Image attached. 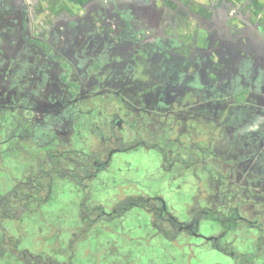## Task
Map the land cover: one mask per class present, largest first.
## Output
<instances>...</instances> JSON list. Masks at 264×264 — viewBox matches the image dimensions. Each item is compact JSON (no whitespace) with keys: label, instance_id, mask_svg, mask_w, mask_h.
Here are the masks:
<instances>
[{"label":"flooded vegetation","instance_id":"af4514ba","mask_svg":"<svg viewBox=\"0 0 264 264\" xmlns=\"http://www.w3.org/2000/svg\"><path fill=\"white\" fill-rule=\"evenodd\" d=\"M184 10L207 33L203 39L195 31L186 42V25L178 23L177 13L171 11L169 20L160 11L137 14L127 3L109 9L115 25L97 30L66 24L44 39L28 32L23 6L0 3V25L14 20L16 35L0 68V166L12 162L22 172V179L0 189V245L7 258L16 264H76L67 227L49 226L56 231L51 236L60 244V259L35 255L22 247L24 235H10L38 208L70 194L76 198L62 200L65 207L109 208L95 217L80 215L82 233L115 221L118 233L133 234L125 215L134 208L146 214L142 223L150 237L191 229L196 216L179 221L169 208L181 203L182 189L186 203L197 204L203 187L208 206L198 212L219 207L257 222V201L264 207V32L249 20L224 21V13L209 23ZM138 17L148 22L142 25ZM148 153L157 154L152 166ZM90 156L97 167L93 177L78 184L55 177L54 172H74L73 165L83 166ZM1 175L6 169L0 168ZM91 183L105 196L99 205L89 204ZM120 188L137 193L109 198ZM124 202L143 203L153 212L136 204L101 221ZM242 203L253 219L240 215ZM160 214L165 224L155 221Z\"/></svg>","mask_w":264,"mask_h":264},{"label":"rangeland","instance_id":"374dc122","mask_svg":"<svg viewBox=\"0 0 264 264\" xmlns=\"http://www.w3.org/2000/svg\"><path fill=\"white\" fill-rule=\"evenodd\" d=\"M1 2L8 7L13 3H19L23 6L29 14L27 19L28 32L31 30L34 35L44 39L59 33L60 28L66 24L82 23L94 26L97 30H101L106 24L115 25L118 21L115 16L109 13V9L117 3H127L129 9L137 12V14H144L147 10H150L149 13L160 11L161 16L165 14L164 19L168 20L173 17L172 12L177 13L178 23L186 25L182 32L186 42L191 39L195 31L199 40L203 39L207 33L200 28H196L194 19L182 14V9H185V12L196 14L198 19L207 22L217 13H224L227 17L224 21L229 20L236 25L246 19L264 32V0H0ZM149 5H152L153 8ZM138 20L142 25L148 22L140 17H138ZM14 22L13 20L12 24L6 26L0 25V68L2 67V61L11 54V40L16 36L13 31ZM31 26L33 29L30 28ZM4 118L6 119V116ZM0 119H2L1 116ZM86 135H88V132H86ZM0 149H2L1 145ZM156 155L155 153L146 155L149 157L150 162L148 166H152V160L157 159ZM11 157L14 158V155ZM123 159L131 160V156L123 157ZM139 166L142 167V165ZM19 167V165L16 166L12 162L0 166V168L7 171V175L0 176V189L6 190L10 180L13 184L15 181L22 179V172ZM113 167H115V162L111 163L109 169ZM203 188V193L198 195L197 202H199L193 205L190 202L186 203L185 193L182 189L180 193L181 203H175L172 208H169L171 214L179 221H188L189 210L194 211L196 209L198 211L200 207L208 206L206 202H203L205 195ZM258 188L260 189V187ZM99 190L101 189L96 183L90 184L88 189L90 199H92L89 201L90 205H99V201L104 199L105 196L101 195ZM136 191L135 189L122 191L120 188L113 191L109 198L119 199L123 197V192L124 194L126 192L136 194ZM192 192L195 193V189ZM52 197H56L55 194ZM68 197L76 198L71 197V194L70 196L65 195V198L59 197L60 199L54 206L47 204L38 208L39 210L33 214L32 220H23L19 224L20 226L18 225V231H13L14 233L10 235L14 237L24 235L25 238L21 240L22 247L26 246L35 255L42 252L45 259H60L58 252L62 250L59 248L60 244L55 243L58 242L57 239L51 236L56 231L50 229V223H53L54 226L57 225L60 229L61 227H67L68 232H70V239H73L74 236L78 237L74 249L70 251L74 254L76 264H233L231 258L214 250L209 242L203 240L220 233L221 228L215 222H199L198 234L203 239L186 234L177 235L172 240L164 236L150 237L147 235L145 225L142 223V218L146 217V214L134 208L129 214L125 215L129 217L130 224L128 227L133 234L118 233L115 228V221L106 223L101 228L82 233L81 212L77 207H65L62 201ZM168 203L171 204L169 201ZM188 204L190 205L188 206ZM247 206L248 203H242L239 212L242 217L251 220L253 218L245 209ZM263 209V203L260 200L257 201V207L255 208L257 222L264 229V212L260 214ZM86 210L90 217L96 216V210L94 211L93 207H88ZM103 210L108 212L109 208L104 207ZM217 210H220V208L217 207ZM40 220L45 223L38 224ZM62 220L63 224H60ZM7 226H10V223ZM37 227L42 228L41 233L36 232ZM125 230L129 232L126 227ZM53 231L55 232L53 233ZM65 235L67 234L63 231L60 236L65 237ZM256 239L257 230L249 228L244 223H239L233 232L225 235L222 242L238 253H250L255 250ZM254 262L255 264H264V256L260 255ZM0 264H16V262L14 258H5L2 261L0 260Z\"/></svg>","mask_w":264,"mask_h":264},{"label":"trees","instance_id":"16d2710c","mask_svg":"<svg viewBox=\"0 0 264 264\" xmlns=\"http://www.w3.org/2000/svg\"><path fill=\"white\" fill-rule=\"evenodd\" d=\"M47 148V147H46ZM45 149V148H44ZM44 149H39V151H45ZM78 153V152H76ZM73 158V154H70V162L71 164H74V161L72 160ZM89 158V159H88ZM79 159V158H78ZM78 159H74V160H78ZM95 160V158L93 156L87 157L83 159V162L85 161V163H83L82 165H73V167L76 169L74 172L71 173H66L64 174V176L62 174H57V172H54L55 177L58 178H68L69 181L74 182L76 181V184H78L79 182L81 183L83 180L85 179H89L91 177L94 176L95 174V169H97V167H94L92 165V162ZM10 197H13V195H11ZM14 198V197H13ZM11 198V199H13ZM130 202V201H129ZM124 202L123 204H120L117 208L114 209V211L111 214H103L101 215L102 217L100 218L102 222H110L112 220V218H116L118 216H121L124 212L129 211L131 209H133L134 207H137L136 204H138L141 209L146 210L147 212H153V209L150 208H146L143 207V203H136V202ZM94 210H96V215H98L100 213V211H104L102 208H94ZM199 211V210H198ZM196 209L193 210H189L188 215L194 217L196 216L198 218V223H194L193 227L191 229H184L182 228V230H175V232L171 235V234H163L162 236H164L167 239H173L174 237H176L177 235L180 234H186V235H191L195 237V234H198V225L199 222L201 221H211V222H215L217 223L220 228L221 231L220 233H218L216 236H212L203 240H206L208 242H210L211 247L228 256L229 258L232 259L233 264H255V259L258 258L260 255L264 256V229L262 227H260V225L255 223H248V222H244L241 221L240 219L237 218V215L235 212H222L221 209L217 210H205V213H200L198 212ZM198 212V213H196ZM81 216L86 217L89 216L87 215V211L84 208H81ZM164 215L160 214L159 216L156 215L154 216L155 221L160 224L163 223L165 224V220L163 219ZM6 219H9V216L7 215ZM192 219V218H191ZM193 220H195L193 218ZM258 221V220H257ZM239 223H244L246 226H248L251 229H256L257 227V239L256 241V246H255V250L253 252L250 253H238L236 252V250H234L233 248H231L230 246H226L224 245V243L222 242L223 238H225V235L233 232L236 228L237 225ZM182 227L185 225L184 223H181ZM257 225V226H256ZM159 227V225H158ZM78 237L74 236V238L71 241L70 244V250L72 251L74 249V245L77 242ZM4 242V240H3ZM6 252H8V250H6V248L2 245H0V259L3 258H7V254ZM29 260H32V258H30ZM35 263V261H34ZM33 263V264H34Z\"/></svg>","mask_w":264,"mask_h":264},{"label":"crops","instance_id":"0c3cea01","mask_svg":"<svg viewBox=\"0 0 264 264\" xmlns=\"http://www.w3.org/2000/svg\"><path fill=\"white\" fill-rule=\"evenodd\" d=\"M150 7H152V5H149ZM153 8V7H152ZM246 20V19H245Z\"/></svg>","mask_w":264,"mask_h":264}]
</instances>
